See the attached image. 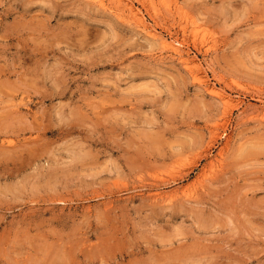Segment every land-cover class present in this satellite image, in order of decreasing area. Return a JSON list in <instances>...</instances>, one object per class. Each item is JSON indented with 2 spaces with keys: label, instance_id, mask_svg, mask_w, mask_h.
I'll return each instance as SVG.
<instances>
[{
  "label": "rangeland",
  "instance_id": "obj_1",
  "mask_svg": "<svg viewBox=\"0 0 264 264\" xmlns=\"http://www.w3.org/2000/svg\"><path fill=\"white\" fill-rule=\"evenodd\" d=\"M101 1L0 0V264H264V0Z\"/></svg>",
  "mask_w": 264,
  "mask_h": 264
},
{
  "label": "bare ground",
  "instance_id": "obj_2",
  "mask_svg": "<svg viewBox=\"0 0 264 264\" xmlns=\"http://www.w3.org/2000/svg\"><path fill=\"white\" fill-rule=\"evenodd\" d=\"M95 2H98L99 4H101V6L104 4L101 0H95ZM128 8V7H127ZM129 11H130V13H131V15L134 17V18H137V21L138 22H142V20L140 19V17L138 16V14L136 13V11L134 12V9L131 7V6H129ZM141 24H143V23H141ZM144 25V24H143ZM184 26V25H183ZM146 28V27H145ZM148 31V30H147ZM151 31H153L152 30V28H151ZM151 31H149V32H147V33H151ZM146 33V32H145ZM155 34V33H154ZM154 34H150L151 36H154ZM192 34V33H191ZM155 35H157V34H155ZM155 38V37H154ZM163 46H164V42H163ZM165 46L166 47H168L169 49H171L175 54H177V55H179V56H182V54H181V52H180V48L178 49V48H176V47H174V46H172V45H170V44H165ZM165 47V48H166ZM186 56V55H185ZM185 58V57H184ZM185 61V64L187 65V66H189V68L193 71V73H194V78L195 79H197L199 82H201V81H206V80H203L204 78H203V72L201 71V69L195 64V62L193 61V60H191V59H185L184 60ZM196 81V80H195ZM197 81V82H198ZM208 85V84H207ZM206 85V86H207ZM205 86V87H206ZM207 90H208V92H210V94H215V95H217V96H219L220 98H223V100H224V98L225 99H227L226 98V96L224 97V95L222 94V93H219V92H217L213 87H207ZM222 100V99H221ZM228 103H229V101H228V99L226 100ZM225 103V102H224ZM215 127H217V126H215ZM216 130V129H215ZM214 137H216V136H214ZM182 163V162H181ZM190 164V163H189ZM172 166H174L173 164H172ZM171 166V167H172ZM181 166V165H180ZM183 167V166H182ZM170 170V169H169ZM177 171V170H176ZM171 172V171H170ZM166 173H168V172H166ZM165 173V174H166ZM178 175V174H177ZM160 176V175H159ZM166 195V194H165ZM167 198V197H166Z\"/></svg>",
  "mask_w": 264,
  "mask_h": 264
}]
</instances>
